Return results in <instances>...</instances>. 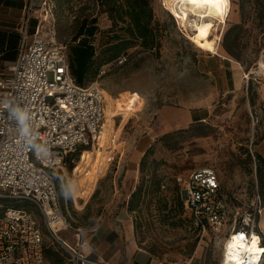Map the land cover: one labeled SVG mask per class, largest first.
<instances>
[{
	"label": "rangeland",
	"instance_id": "1",
	"mask_svg": "<svg viewBox=\"0 0 264 264\" xmlns=\"http://www.w3.org/2000/svg\"><path fill=\"white\" fill-rule=\"evenodd\" d=\"M43 1H38V19L32 26L40 20L42 34L50 41L70 47L78 42L76 35L83 19H96L99 30L93 39L100 54L113 36L112 30H120L98 0H48V5ZM171 1L153 0L152 4L161 45L145 49L136 43L126 51L125 64L107 65L110 70L100 79L107 101L106 120L95 147L83 156L80 150L72 154L61 171L59 191L70 225L59 222L53 229L74 244L75 228L81 227L85 248H91L101 213L109 211L117 217L125 210L134 222L138 244L157 260L166 264L192 260L222 264L225 233L215 237L202 232L184 202L173 199L177 189L181 196L178 178L204 166L218 171L232 221L241 224L258 196L264 198V165L250 153L253 150L257 154L260 140L263 110L258 88L264 86V77L258 76L249 84L244 75L261 61L264 20L253 0H231L227 25L220 30L219 54L214 48L202 47L203 40L193 35L190 26H184ZM31 39L32 35L28 43ZM224 43L233 47L236 57L226 52ZM236 72L241 74L239 79ZM166 105L209 106L212 115L206 121L167 132L159 119V110ZM112 117L115 122L107 139L104 126ZM150 133L154 141L143 155L135 157L136 149L148 144ZM149 149L143 169L141 161ZM88 152H93L94 160L86 170H79ZM89 172L93 182L88 188ZM153 181L163 184L159 197L149 195L146 202H129L141 183L149 186ZM4 202L33 211L46 249L57 251L63 264H70L67 252L51 235L36 205L27 200L2 199L0 213ZM48 264L53 263L48 260Z\"/></svg>",
	"mask_w": 264,
	"mask_h": 264
},
{
	"label": "built area",
	"instance_id": "2",
	"mask_svg": "<svg viewBox=\"0 0 264 264\" xmlns=\"http://www.w3.org/2000/svg\"><path fill=\"white\" fill-rule=\"evenodd\" d=\"M42 4L48 5V0ZM37 8L36 0H30L25 8L17 58L0 62V199L27 200L36 205L73 264H110L85 253L81 227L75 228L74 244L53 229L59 222L70 225L57 178L62 179L61 171L72 154L80 150L83 156L99 141L107 107L100 79L110 69L104 66L96 80L80 85L71 73L67 45L46 39L40 20L30 32L32 12ZM127 60L123 55L116 63L121 66ZM262 64L264 50L261 61L244 74L248 83L264 77ZM251 153L255 159L253 150ZM178 180L181 198L196 226L215 237L225 233V255L231 253L229 241L242 235L248 242L256 233L261 247L253 254L257 260L247 257L242 264H263L264 242L257 231L264 210L260 195L239 224L232 221L216 169L200 167ZM0 264H48L44 233L33 211L8 208L0 215Z\"/></svg>",
	"mask_w": 264,
	"mask_h": 264
},
{
	"label": "trees",
	"instance_id": "3",
	"mask_svg": "<svg viewBox=\"0 0 264 264\" xmlns=\"http://www.w3.org/2000/svg\"><path fill=\"white\" fill-rule=\"evenodd\" d=\"M98 1L104 12L109 14L114 25L116 27L120 26V30H112V32H114L113 36L106 42L105 48L101 49L100 54H98V48L93 39L99 30L96 25L97 20L93 19L91 22L89 18L83 19L76 35V41L78 42L70 47L67 45L71 73L80 85H87L96 80L100 70L104 66L116 63L117 60L121 56L126 55V51L136 43H140L145 49H156L161 45L159 38L160 29L155 24L154 20L153 0ZM253 2L260 9L261 19L264 20V0H253ZM224 48L228 54L236 57L231 45L224 43ZM252 81L253 79H250L249 84H251ZM249 91L252 95V86H249ZM152 147L153 145L151 148ZM150 149L145 153L141 161L143 169L146 167L147 156L151 152ZM256 153L257 154L254 153L255 160L258 159V161L264 165V159L258 152ZM257 171L258 174L261 173L259 168ZM57 185L61 190L62 186L58 178ZM162 187L163 184L158 181H153L149 186L141 183L131 194L129 202H146V198L149 195L152 196V198L156 196L159 197L162 193ZM0 200L2 202V199ZM4 200L10 201L8 199ZM173 200L175 202H183L179 194V189H177L176 197ZM4 204L2 213L8 208L23 209V207L11 206L8 202H4ZM130 209L136 210L133 207ZM2 213H0V215H2ZM45 254L47 261L50 260L53 264H63L64 262V260L59 259L60 254L55 250L46 249L45 247ZM68 258L70 259L69 255ZM70 264H72L71 261Z\"/></svg>",
	"mask_w": 264,
	"mask_h": 264
},
{
	"label": "crops",
	"instance_id": "4",
	"mask_svg": "<svg viewBox=\"0 0 264 264\" xmlns=\"http://www.w3.org/2000/svg\"><path fill=\"white\" fill-rule=\"evenodd\" d=\"M29 1L30 0H0V62H11L18 56L21 45L20 30L24 22L25 8ZM38 1L39 0H36L37 4ZM39 10L40 9L37 8L32 12L33 19L30 25L31 33L34 32L37 25L36 24L34 27L32 26L35 19H38V15L36 14ZM240 75L239 72H236L235 78L239 79ZM258 94L262 102L263 121L260 125V140L256 147L257 152L264 159V86L258 88ZM211 115L212 110L209 106L195 105L186 108H176L166 105L159 110V119L162 122L161 127L167 132L175 128L186 127L192 123L206 121ZM149 135H151V133ZM154 139L155 137L153 135L149 136L148 144L143 148H137L135 157L143 155ZM262 200L264 203V198ZM99 221L100 224L95 228L93 234L95 239L93 247H84V251L87 255L110 264H166L157 260L148 250L140 247L136 240L134 222L125 210L120 212L117 217L112 215V213L110 214L109 211L106 212V215L101 213ZM257 231L264 242V210L259 217ZM57 235L60 237L58 233ZM188 264L197 263H193L192 260L188 262Z\"/></svg>",
	"mask_w": 264,
	"mask_h": 264
},
{
	"label": "bare ground",
	"instance_id": "5",
	"mask_svg": "<svg viewBox=\"0 0 264 264\" xmlns=\"http://www.w3.org/2000/svg\"><path fill=\"white\" fill-rule=\"evenodd\" d=\"M171 6L175 13L183 19L184 26H190L193 30V35L203 40V48H214L220 54L219 42L222 40V31L220 30H223L227 25L232 9L231 0H172ZM261 68L264 70L263 64ZM114 122L115 120L112 117L108 124L104 126V135L107 139L110 137ZM93 158V152H88L86 161L79 167V170H86L94 160ZM91 175L89 172L86 178L88 188L93 182ZM253 239H255L254 244ZM253 239L247 242L237 237L235 240L229 241L227 246L231 253L225 255L224 251L222 264L226 262L228 264L231 262H234V264H242L247 257L257 260L256 255L253 254L259 252L261 249L258 234L254 233Z\"/></svg>",
	"mask_w": 264,
	"mask_h": 264
},
{
	"label": "snow or ice",
	"instance_id": "6",
	"mask_svg": "<svg viewBox=\"0 0 264 264\" xmlns=\"http://www.w3.org/2000/svg\"><path fill=\"white\" fill-rule=\"evenodd\" d=\"M238 238L241 239V240L244 239V237H243L242 235L239 236ZM254 243H255V239H253V244H254Z\"/></svg>",
	"mask_w": 264,
	"mask_h": 264
}]
</instances>
